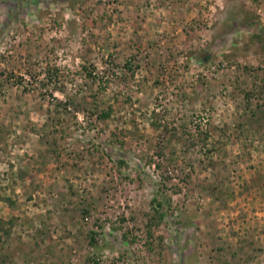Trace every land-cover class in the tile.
Segmentation results:
<instances>
[{"label":"rangeland","instance_id":"rangeland-1","mask_svg":"<svg viewBox=\"0 0 264 264\" xmlns=\"http://www.w3.org/2000/svg\"><path fill=\"white\" fill-rule=\"evenodd\" d=\"M0 264H264V0H0Z\"/></svg>","mask_w":264,"mask_h":264},{"label":"trees","instance_id":"trees-1","mask_svg":"<svg viewBox=\"0 0 264 264\" xmlns=\"http://www.w3.org/2000/svg\"><path fill=\"white\" fill-rule=\"evenodd\" d=\"M103 115H106V114H105V112H104V114H103ZM157 202L160 204V201H159V200H157ZM162 214H163V213H162V212H160V213L158 214V216H157V217H158V218H160V216H161ZM156 219H157V218H156V216H153V217H152V221H153V222H156Z\"/></svg>","mask_w":264,"mask_h":264}]
</instances>
